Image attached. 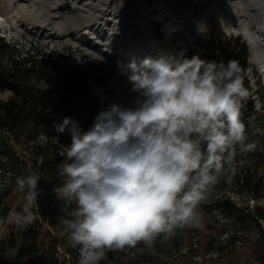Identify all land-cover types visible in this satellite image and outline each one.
I'll use <instances>...</instances> for the list:
<instances>
[{
    "label": "clouds",
    "instance_id": "clouds-1",
    "mask_svg": "<svg viewBox=\"0 0 264 264\" xmlns=\"http://www.w3.org/2000/svg\"><path fill=\"white\" fill-rule=\"evenodd\" d=\"M117 68L128 84L123 100L101 109L86 130L67 116L53 124L56 138L70 137L58 149L61 179L52 191L65 202L58 223L78 264H100L109 252L151 247L161 234L199 227V206L245 164L237 156L257 148L242 119L250 91L238 61L167 53L132 56ZM38 140L46 144L48 135ZM40 180L36 172L16 178L26 201L11 214L17 227L35 219Z\"/></svg>",
    "mask_w": 264,
    "mask_h": 264
},
{
    "label": "trees",
    "instance_id": "trees-1",
    "mask_svg": "<svg viewBox=\"0 0 264 264\" xmlns=\"http://www.w3.org/2000/svg\"><path fill=\"white\" fill-rule=\"evenodd\" d=\"M0 58L10 50L14 51L2 38ZM8 50V51H6ZM248 47L238 40L232 44L210 41L206 51V61L227 62L236 60L244 69V84L250 91V97L242 109V119L248 126L249 142L255 141L257 148L244 159L245 164L237 168L231 181L221 180L215 185L209 196V204L202 203L201 210L209 221V232L204 241L207 249L214 248L219 255V264H243L239 252L245 256L244 264H264V85L262 76L258 77V93L262 102L258 109L253 99V87L247 76ZM0 62V92L4 89L15 91L22 99L21 103L0 98V219L11 210L21 212L25 205V194L16 188V178L36 172L41 180L37 197L38 207L32 209L35 219L24 227L14 223L8 233L0 239V259L7 250H14V264H78L79 253L70 247L67 237L61 235L58 218L64 213L61 208L64 201L58 199L52 191L60 181L56 165L60 162L58 149L70 142V137L60 134L56 138L53 124L63 117L78 120L83 129H87L101 108L100 99L92 93L86 82L87 71L84 67L69 62L60 63L50 57L37 59L30 56L23 63L12 61L10 66ZM54 71L56 86L42 91L37 86L39 72L36 66ZM35 78L36 83H31ZM251 119V125L248 124ZM48 135L46 144L38 140L39 134ZM247 193L256 200L253 206L237 205L226 191ZM221 191V197L213 195ZM223 212L228 219L225 225L213 220L211 209ZM231 232L223 238L221 232ZM236 240L241 245L238 250ZM194 250V249H193ZM100 264H123L114 252Z\"/></svg>",
    "mask_w": 264,
    "mask_h": 264
},
{
    "label": "rangeland",
    "instance_id": "rangeland-1",
    "mask_svg": "<svg viewBox=\"0 0 264 264\" xmlns=\"http://www.w3.org/2000/svg\"><path fill=\"white\" fill-rule=\"evenodd\" d=\"M87 1V0H85ZM83 0V2H85ZM90 6H85L87 11L81 9L79 3L72 9L74 0H0V19L4 28H0V38L7 43L10 36H13L17 43H10V50L0 58L8 63L18 61L23 63L28 56L37 59H46L50 57L53 61L60 63L69 62L82 66L87 71L86 82L92 93L98 97H103L101 108H106L112 102L123 100L127 91V79L121 75L117 68V61H127L135 56L137 59H143V54L139 51L136 44L128 39L126 33L120 28V23L114 16L113 9L116 6L121 10L128 25L133 29L134 35L142 41L152 42L150 31L153 30V36L161 43V47L167 53H183L187 58L198 55L205 60L206 51L210 41L219 39V42L232 44L237 40L244 42L248 47V68L247 76L253 87V99L258 109H261L262 102L258 93V77L256 73L261 74L264 85V76L259 68L251 60V46L243 34L229 33L222 30L224 23L231 25L229 10L225 7L226 0H90ZM154 1L162 3L165 9L176 13L183 21L181 30L176 32L173 37L165 39L161 31L162 23L150 20L149 8ZM214 1V4L212 3ZM156 3V2H155ZM14 8L16 11H14ZM144 8V9H143ZM185 8H190L191 14L183 13ZM233 11V9L231 8ZM146 13V14H145ZM169 13V12H168ZM204 29L203 34L197 31L198 23ZM2 35L8 39L5 40ZM107 37L113 38L114 46L123 51L124 54L106 57L100 49V45ZM99 46L93 48L94 43ZM2 41L0 40V48ZM12 45V46H11ZM14 45V46H13ZM153 42V47L148 46L150 54L157 58L158 47ZM98 49V50H97ZM8 51V50H6ZM151 55V56H152ZM39 72V81H45L52 87L56 86L57 74L49 69L36 66ZM95 86V87H94ZM98 87V88H97ZM4 89L0 95L2 99L13 100L12 93L15 91H6ZM19 98V103L22 99ZM98 111V112H99ZM230 191V190H229ZM227 194V193H226ZM237 205L253 206L256 200L252 199L247 193L235 192L227 194ZM263 200H261L262 202ZM201 215V225L199 227L177 228L171 234H161L158 236L151 247L139 243L135 248H128L114 254L121 258L123 264H219V255L211 253L217 252L214 248L207 249L204 246L205 238L208 235V217L201 210L197 209ZM211 212V211H210ZM11 210L6 216L0 219V239L9 231V226L13 223L14 217ZM212 214V212H211ZM213 215V214H212ZM213 220L223 225L221 217H215ZM226 231L220 234L226 238ZM197 241L194 250L184 254L186 247L191 242ZM240 249V246H237ZM204 256V261L200 262L195 255ZM208 254L211 256L209 257ZM239 254V260L244 264L246 259L244 255ZM15 251L7 250L0 259V264H14ZM26 264H32L29 261Z\"/></svg>",
    "mask_w": 264,
    "mask_h": 264
},
{
    "label": "bare ground",
    "instance_id": "bare-ground-1",
    "mask_svg": "<svg viewBox=\"0 0 264 264\" xmlns=\"http://www.w3.org/2000/svg\"><path fill=\"white\" fill-rule=\"evenodd\" d=\"M90 2V0L85 2H83V0H74L72 9H74L76 4L79 3L81 5V9L87 11L85 6H90L88 4ZM226 2L227 5L225 7L229 10L231 25L228 26L224 23L222 30L224 33H237L245 36L251 46V60L259 68V65L264 64V0H226ZM212 3L214 4V1ZM116 6H114L113 11L116 13L114 16L117 18V21H119L120 28L126 33L128 39L132 40L136 44L137 48L144 57L152 55L147 47H153V42L156 43L155 47H158L159 50L157 58L161 54H167L163 47H161V43L154 38L153 30L150 27H146V29L150 31L149 34L152 42L142 41L139 37L134 35L133 29L128 25L121 10H119ZM14 11H16L15 8ZM148 13L150 14V20L162 23L163 28L161 31L165 39L173 37V35L182 28L181 26L183 25V21L179 18V16L176 13L171 12L168 8L165 9L164 5L158 1H154V4L152 3ZM183 13L191 14L190 8H185ZM0 28H4L1 19ZM114 41L115 40L113 38L107 37L105 41L101 43L99 42L100 45L104 46V48L99 51L106 57L124 54L123 51L114 46ZM99 43H94L93 48L96 49L99 46ZM151 57H153V55Z\"/></svg>",
    "mask_w": 264,
    "mask_h": 264
},
{
    "label": "built area",
    "instance_id": "built-area-1",
    "mask_svg": "<svg viewBox=\"0 0 264 264\" xmlns=\"http://www.w3.org/2000/svg\"><path fill=\"white\" fill-rule=\"evenodd\" d=\"M2 37H4L5 38V40H7L8 38L6 37V36H4V35H2ZM13 40V41H12ZM209 40V42H210V39H208ZM17 43L16 41H14V38H13V36H10L9 37V40H7V43L10 45V43ZM215 41L216 42H218L219 43V39H215ZM12 46V45H11ZM14 46V45H13ZM30 56H28V58H29ZM27 58V59H28ZM5 66H10L11 65V62L10 63H8L7 61H3L2 62ZM37 81L35 80V78H33L32 80H31V83H36ZM37 86L38 87H40V82H37ZM41 88V87H40ZM10 90V89H9ZM3 91V90H2ZM1 91V92H2ZM13 91V90H12ZM0 92V93H1ZM0 98H1V96H0ZM2 99V98H1ZM99 99H100V102H102L103 103V97L102 96H100L99 97ZM3 100H5V99H3ZM226 193L228 194V193H232V194H234L233 192H231V191H226ZM223 193L221 192V191H215L214 193H213V195L214 196H216L217 198L218 197H221V195H222ZM205 203H207V204H209L210 203V201L209 200H207ZM261 204H264V199H263V201L262 202H260ZM211 212H212V214L215 216V217H221V220L224 222V223H221V224H223V225H225L227 222H228V219L226 218L227 216L223 213V212H221L219 209H216V208H212L211 209ZM225 235L227 236V237H230V235H231V232H229V231H226V233H225ZM197 241H195V242H191V245L190 246H188V247H186V249L184 250V254H186L187 255V253H189V252H192V250H193V248H194V246H197ZM236 245L237 246H240L241 245V242H240V240H236ZM211 254H213V255H218V252H213V253H211ZM208 256L210 257L211 255L210 254H208ZM195 257H198L199 258V260H200V262H202V261H204V256H202V255H195ZM185 264H188V263H185Z\"/></svg>",
    "mask_w": 264,
    "mask_h": 264
}]
</instances>
